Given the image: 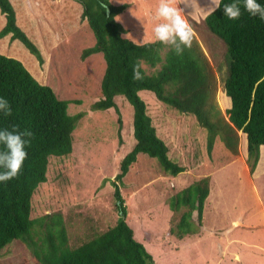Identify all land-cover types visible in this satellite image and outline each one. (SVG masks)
<instances>
[{
  "label": "rangeland",
  "instance_id": "374dc122",
  "mask_svg": "<svg viewBox=\"0 0 264 264\" xmlns=\"http://www.w3.org/2000/svg\"><path fill=\"white\" fill-rule=\"evenodd\" d=\"M12 1L17 24L38 46L43 63L20 40L10 39V34L0 38V52L19 59L58 98L72 100L67 108L69 114L84 113L73 130L72 152L51 156L47 180L39 184L31 201V217L61 212L69 243L76 246L117 222L119 212L112 181L121 159L135 144L133 108L123 95L115 96L122 121L121 136L119 114L114 108H91L101 97L105 60L101 52L81 57L82 50L95 43V37L81 16L79 2L34 0L36 8L30 9V14L25 11L23 0ZM109 1L127 4L116 16L126 29L125 37L137 43L155 40L153 16L159 0ZM177 3L180 9L179 0ZM189 17L198 22L192 28L215 71L216 97L224 111L227 106L221 99L220 68L225 66L226 45L208 30L202 21L203 13L197 18L184 15L187 22ZM4 23L0 12V29ZM143 67L148 73L154 71L147 65ZM139 94L147 104L158 136L169 148V158L185 170L171 175L156 158L140 152L125 176L117 181L127 210L126 221L135 238L152 254L155 264H264V161L256 175L250 176L243 169L241 134L237 155L233 156L217 138L209 156L206 131L193 115L164 104L150 90ZM74 99L80 102L75 103ZM204 176L212 178L209 185L213 192L211 196L208 193L204 203V232L199 237L177 239L170 227L178 213L169 208V198ZM236 217L241 225L232 223ZM193 218L196 219V212ZM236 251L241 258L235 256ZM0 264L39 263L23 242L15 240L3 249Z\"/></svg>",
  "mask_w": 264,
  "mask_h": 264
},
{
  "label": "trees",
  "instance_id": "16d2710c",
  "mask_svg": "<svg viewBox=\"0 0 264 264\" xmlns=\"http://www.w3.org/2000/svg\"><path fill=\"white\" fill-rule=\"evenodd\" d=\"M76 1L81 4V16L95 37V43L84 48L81 57L101 52L105 60L101 97L91 108H114L119 114V135L122 121L115 96L123 95L133 108L135 144L121 159L119 172L112 181L119 217L113 226L76 246L69 243L61 212L31 217L32 197L39 184L47 180L49 159L72 152L73 130L84 113L69 114L67 108L72 100L58 98L54 90L39 82L19 59L0 52V98L6 99L12 109L10 116L0 113V129L12 130L18 126L20 131L29 130L33 134L31 138L25 137L30 143L25 147L27 158L21 174L0 182V256L7 245L18 240L27 246L39 264H155L152 254L135 238L126 221L127 210L117 181L125 176L140 152L156 158L171 175L185 168L169 158V148L158 136L139 91L150 90L164 104L193 115L206 131L209 156L217 138L231 154L237 155L240 134L244 133L247 139L245 163L251 176L259 159L260 146L264 145V21L246 12L243 0H240L242 14L238 20H229L224 15L223 6L234 0H221V6L202 19L208 30L226 45L220 82L231 106L223 111L216 97L215 71L196 35L191 49H185L183 55L178 56L170 47L155 40L137 43L124 36L126 30L116 16L127 7L126 3ZM257 2L264 5V0ZM101 4L107 5V10ZM0 12L5 17L0 38L10 34V39L20 40L38 62L43 63L38 46L17 24L16 10L10 0H0ZM188 22L191 27L198 24L190 17ZM137 63L141 65L142 80L133 79V67ZM143 65L154 71L148 73ZM73 102L80 101L74 99ZM209 182L210 177L204 176L169 198V208L178 213L170 227V233L177 239L201 231Z\"/></svg>",
  "mask_w": 264,
  "mask_h": 264
},
{
  "label": "clouds",
  "instance_id": "9594fccd",
  "mask_svg": "<svg viewBox=\"0 0 264 264\" xmlns=\"http://www.w3.org/2000/svg\"><path fill=\"white\" fill-rule=\"evenodd\" d=\"M189 2L190 0H183V3ZM210 3L212 12L221 6V0H210ZM177 5V0H159L153 16L155 25L152 31L156 42L170 47L176 55L182 56L185 49H191L195 33ZM100 6L107 10V5L101 4ZM223 8L224 15L229 20H238L242 14L240 0L225 4ZM243 8L251 16L264 21V5L258 3L257 0H243ZM140 68L139 63L134 65V80L143 79ZM0 113L4 116L12 114L9 102L3 98H0ZM32 135L29 130L20 131L18 126L12 130L0 129V145H3V149H0V170H2L0 171V182L10 181L21 174L27 158L25 147L30 143V139H25V137L31 138Z\"/></svg>",
  "mask_w": 264,
  "mask_h": 264
},
{
  "label": "crops",
  "instance_id": "0c3cea01",
  "mask_svg": "<svg viewBox=\"0 0 264 264\" xmlns=\"http://www.w3.org/2000/svg\"><path fill=\"white\" fill-rule=\"evenodd\" d=\"M10 1L15 6V3L12 0H10ZM34 3H35L34 0H23L24 9H25V11L27 13L32 14V10H30V9L36 8V7H34ZM179 4L184 8V9H182L184 11V13H183L184 15L194 16V18H197V15L199 13H203V17H205L206 14H208L211 11V8H210L211 3H210V0H190V2L187 3V4L186 3H183V0H179ZM177 7H178V5H177ZM182 7H180V9ZM125 34H126V32H125ZM58 36L59 37H64L61 34H59ZM221 99L224 102V105L227 106V108H229L231 106L230 98L228 96H226L223 91L221 92ZM241 135H243V137L241 138V145L244 146V156L242 157L243 169L245 171H248L247 165H245L246 164L245 163V158L247 156V139H246V135L244 133H241ZM259 150H260L259 161L257 162V165H256L255 170H254V172H253L252 175H256L258 173V171L261 170V166H262V163L264 161V145H261ZM211 180H212V178H210V183H211ZM209 193H210V195L208 194L209 196H211V194L213 193L210 190V185H209ZM205 204H206V202H205ZM205 204H204V207H205ZM203 213H204V209H203ZM235 221L238 222V225H241V220L239 219V217L234 218V220L232 221V223L235 222ZM234 226H237V225H234ZM220 231H222V230H219V232ZM203 232H204V230L201 227V231L199 233L193 234L191 236L199 237V236H201V234H203ZM216 233H218V232H216ZM234 254H236L235 256H238L239 258H241V255H240L239 252L236 251Z\"/></svg>",
  "mask_w": 264,
  "mask_h": 264
}]
</instances>
